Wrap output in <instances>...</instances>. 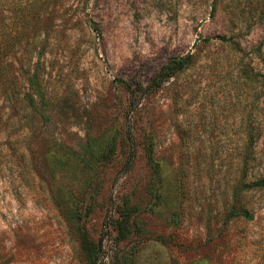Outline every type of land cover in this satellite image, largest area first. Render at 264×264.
Returning <instances> with one entry per match:
<instances>
[{"label": "rangeland", "instance_id": "obj_1", "mask_svg": "<svg viewBox=\"0 0 264 264\" xmlns=\"http://www.w3.org/2000/svg\"><path fill=\"white\" fill-rule=\"evenodd\" d=\"M188 52L131 158L122 81ZM80 232L107 264H264V0H0V264H84Z\"/></svg>", "mask_w": 264, "mask_h": 264}, {"label": "trees", "instance_id": "obj_2", "mask_svg": "<svg viewBox=\"0 0 264 264\" xmlns=\"http://www.w3.org/2000/svg\"><path fill=\"white\" fill-rule=\"evenodd\" d=\"M208 41L210 38H204ZM192 61V54L190 52L184 55H177L170 57L165 64L159 67L157 72L153 75L147 84H142L141 82L122 81V87L126 93L125 95V110H124V124L125 128L123 131V138L128 142L123 144L124 149H131V158L135 154V143H134V133H135V123L134 117L137 115L139 108L142 105L143 100L157 91V89L169 78L174 77L177 73L186 69ZM114 147V146H113ZM130 164L123 171H128ZM115 213L121 215L120 210H115ZM129 215L126 216V221H128ZM117 232V242L124 241L126 239V234H122L120 231V224L113 226ZM81 233V238L79 240V257L81 262L84 264H107L105 262L106 249L102 241L98 244H94L88 238V236Z\"/></svg>", "mask_w": 264, "mask_h": 264}]
</instances>
